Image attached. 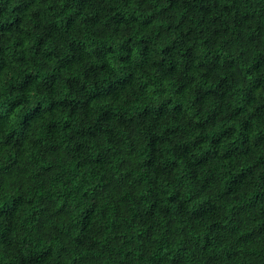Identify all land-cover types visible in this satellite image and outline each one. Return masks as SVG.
Segmentation results:
<instances>
[{"label": "clouds", "instance_id": "1", "mask_svg": "<svg viewBox=\"0 0 264 264\" xmlns=\"http://www.w3.org/2000/svg\"><path fill=\"white\" fill-rule=\"evenodd\" d=\"M0 264H264V0H0Z\"/></svg>", "mask_w": 264, "mask_h": 264}]
</instances>
